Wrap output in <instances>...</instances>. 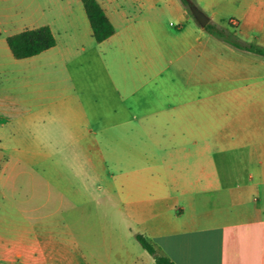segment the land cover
I'll return each mask as SVG.
<instances>
[{
    "label": "crops",
    "instance_id": "1",
    "mask_svg": "<svg viewBox=\"0 0 264 264\" xmlns=\"http://www.w3.org/2000/svg\"><path fill=\"white\" fill-rule=\"evenodd\" d=\"M96 1L100 43L81 0L28 28L55 37L39 55L13 58L0 28V264H88L71 229L94 210L174 264H264V58L178 0ZM194 1L264 47V0Z\"/></svg>",
    "mask_w": 264,
    "mask_h": 264
},
{
    "label": "rangeland",
    "instance_id": "2",
    "mask_svg": "<svg viewBox=\"0 0 264 264\" xmlns=\"http://www.w3.org/2000/svg\"><path fill=\"white\" fill-rule=\"evenodd\" d=\"M178 1L181 3L180 0ZM79 3L80 0H0L2 37L7 34H15L18 30L21 31L31 26L44 24L53 17L60 16L65 12V9L67 11L68 4L75 6ZM166 22L168 25L170 23L176 24L173 14L169 11L166 14ZM228 22L229 19H223L216 24L225 28L228 27ZM233 24L236 25L235 22ZM236 31L240 39L237 27ZM97 216L98 213L95 210L89 212L86 227L83 226L80 229L79 226H72L71 229L72 245L75 243L80 245L82 242L85 254H87L88 264H114L118 249H125L126 252L135 257L141 251H144L128 229L122 227L117 229L112 226L110 220H107L104 227H102L101 222L97 220ZM117 239L120 248H117ZM121 254L124 255V251L121 250Z\"/></svg>",
    "mask_w": 264,
    "mask_h": 264
},
{
    "label": "trees",
    "instance_id": "3",
    "mask_svg": "<svg viewBox=\"0 0 264 264\" xmlns=\"http://www.w3.org/2000/svg\"><path fill=\"white\" fill-rule=\"evenodd\" d=\"M188 1L194 0H180L181 4L194 19L190 12ZM86 16L92 30V36L95 42L100 43L111 35L115 29L110 20L105 15L101 6L96 0H81ZM234 20L228 22V27H221L216 23L210 22L203 29L204 31L218 41L227 43L236 49L251 52L264 58V47L243 42L237 36L236 26L233 24ZM1 36V32H0ZM6 44L15 59L30 58L40 53L53 48L56 44L55 37L48 26H41L33 29H25L19 33L6 37ZM136 241L139 245L153 257L155 264H174L169 258L158 255L155 247L148 241V239L141 235H135Z\"/></svg>",
    "mask_w": 264,
    "mask_h": 264
},
{
    "label": "water",
    "instance_id": "4",
    "mask_svg": "<svg viewBox=\"0 0 264 264\" xmlns=\"http://www.w3.org/2000/svg\"><path fill=\"white\" fill-rule=\"evenodd\" d=\"M190 12L192 13L195 21L204 28L207 24L210 23L209 17L197 7L193 2L188 1Z\"/></svg>",
    "mask_w": 264,
    "mask_h": 264
}]
</instances>
